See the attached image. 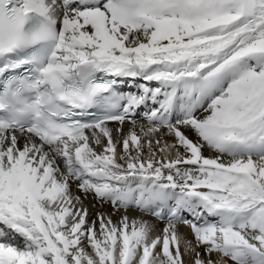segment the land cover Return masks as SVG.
<instances>
[{"label": "snow or ice", "instance_id": "1", "mask_svg": "<svg viewBox=\"0 0 264 264\" xmlns=\"http://www.w3.org/2000/svg\"><path fill=\"white\" fill-rule=\"evenodd\" d=\"M0 264H264V0H0Z\"/></svg>", "mask_w": 264, "mask_h": 264}, {"label": "bare ground", "instance_id": "2", "mask_svg": "<svg viewBox=\"0 0 264 264\" xmlns=\"http://www.w3.org/2000/svg\"><path fill=\"white\" fill-rule=\"evenodd\" d=\"M127 84V83H126ZM125 89L128 90V91H136V88L135 87H130L129 84L125 85ZM127 125H125V131L127 130ZM205 155H208V153L206 152ZM85 203V206L88 207L89 211L91 213H95L97 211H101V212H111L112 209L109 205L105 204V205H101L100 203H98L97 201L94 200V198L89 195L87 199H85L84 201ZM94 205V207H93ZM120 215H123V212L121 211L120 213H117L113 218L114 219H118ZM129 215L130 216H138L139 213H136V212H129ZM159 227L162 228L163 227V224L160 223V222H157ZM180 232L185 234V235H188L190 233V229H188L187 227H184V226H181L180 227Z\"/></svg>", "mask_w": 264, "mask_h": 264}]
</instances>
